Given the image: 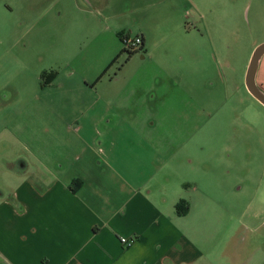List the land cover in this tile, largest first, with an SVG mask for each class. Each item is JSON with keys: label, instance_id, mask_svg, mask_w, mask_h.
Wrapping results in <instances>:
<instances>
[{"label": "crops", "instance_id": "obj_1", "mask_svg": "<svg viewBox=\"0 0 264 264\" xmlns=\"http://www.w3.org/2000/svg\"><path fill=\"white\" fill-rule=\"evenodd\" d=\"M162 7L178 20L177 27L195 8L193 0H159L144 15L157 17ZM128 14L134 23L105 28V36L113 40L135 30L144 39L139 53L144 67L152 31L140 24L137 10ZM100 24L89 48L98 43ZM60 45L66 50L70 42L62 39ZM114 48L82 67L72 62L63 71L47 70L57 76L42 87L40 74L38 87L31 85L25 98H14L9 88L10 97L0 99L7 110L0 123V177H12L0 185L11 192L1 195L0 188V264H241L243 247L229 245L236 231L213 259L203 239L209 233L208 203L185 199L177 181L182 163L174 144L181 138L172 130L179 110L195 105V86L185 81L190 69L141 67L119 86L125 69L109 77L115 64L108 67L123 51ZM7 62L15 66L20 60L0 55V69ZM17 147L31 152V171ZM24 171L30 176H20ZM42 173L49 178H39ZM181 201L189 206L185 215L177 213ZM122 239L134 243L127 246Z\"/></svg>", "mask_w": 264, "mask_h": 264}, {"label": "rangeland", "instance_id": "obj_2", "mask_svg": "<svg viewBox=\"0 0 264 264\" xmlns=\"http://www.w3.org/2000/svg\"><path fill=\"white\" fill-rule=\"evenodd\" d=\"M193 1L195 12L190 10L189 20L177 27L178 20L172 19L166 7L157 17L144 15L159 0H0V55L13 54L20 60L18 65L7 62L0 69V99L10 97L9 88H13L14 98H25L31 94V85L38 87L40 74L63 71L68 68L64 63L82 67L89 58L101 60L112 47L125 50L122 35L134 37L136 31L116 34L112 40L105 36V28L113 31L134 23L128 12L137 10L142 16L140 24L152 31L148 65L142 67L140 54L130 61L129 53L124 52L109 77L125 69L117 82L123 86L130 78L123 77L141 67L146 71L157 66L190 69L185 81L191 88L195 86V105L179 110V122L172 130L181 138L174 144L182 163L177 181L185 199L204 198L208 203L209 233L203 239L213 259L236 231L229 245L243 247L240 263L263 264L264 106L248 92L245 82L253 52L264 43V0ZM80 7L94 14L80 12ZM119 13L124 15L111 18ZM96 22L101 23L100 36L89 48L96 38ZM69 24L76 25L69 29ZM62 39L70 42L69 49L61 48ZM256 82L264 92V58ZM6 112L0 107V123ZM164 129L162 134L167 132ZM16 150L30 161L31 171V152L21 147ZM20 176L30 175L24 171ZM43 176L49 178L44 173L39 178ZM2 180L11 182L12 177H0V185ZM1 189V195L11 193ZM196 238L203 245L200 235Z\"/></svg>", "mask_w": 264, "mask_h": 264}, {"label": "water", "instance_id": "obj_3", "mask_svg": "<svg viewBox=\"0 0 264 264\" xmlns=\"http://www.w3.org/2000/svg\"><path fill=\"white\" fill-rule=\"evenodd\" d=\"M264 56V43L259 45L253 52L248 71L246 74V87L248 92L264 106V92L256 82L257 73Z\"/></svg>", "mask_w": 264, "mask_h": 264}, {"label": "trees", "instance_id": "obj_4", "mask_svg": "<svg viewBox=\"0 0 264 264\" xmlns=\"http://www.w3.org/2000/svg\"><path fill=\"white\" fill-rule=\"evenodd\" d=\"M143 51H144V46H143V48H142L141 51H136V52H128L127 50H123V51L121 52V54H120L119 56H117V57L115 58V60L110 64V66L108 67V69H109L110 67H112V65H114V64L117 63L118 59L120 58V56H121L124 52L129 53V56L131 57V56H134V55H136V54L142 53ZM108 69L104 72L103 75H105V74L107 73ZM56 76H57V72H51V73H46V72H45V73H43V74L41 75V81H42V82H41V85H42V87H45V86L49 85V84L53 81V79H54ZM176 208H177V213L180 214V215H185V214H187L188 211H189V206H188V203H187L186 201H181V202L176 206Z\"/></svg>", "mask_w": 264, "mask_h": 264}, {"label": "built area", "instance_id": "obj_5", "mask_svg": "<svg viewBox=\"0 0 264 264\" xmlns=\"http://www.w3.org/2000/svg\"><path fill=\"white\" fill-rule=\"evenodd\" d=\"M122 43L125 50L128 52L141 51L144 46V39L141 35L131 37L130 35H122ZM122 243L127 246H131L134 240L122 239Z\"/></svg>", "mask_w": 264, "mask_h": 264}, {"label": "flooded vegetation", "instance_id": "obj_6", "mask_svg": "<svg viewBox=\"0 0 264 264\" xmlns=\"http://www.w3.org/2000/svg\"><path fill=\"white\" fill-rule=\"evenodd\" d=\"M237 114V113H236Z\"/></svg>", "mask_w": 264, "mask_h": 264}]
</instances>
